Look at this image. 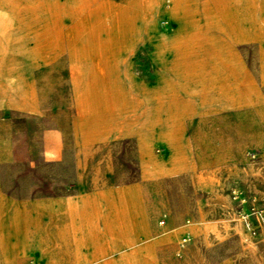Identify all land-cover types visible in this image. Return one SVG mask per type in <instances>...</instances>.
<instances>
[{
	"label": "rangeland",
	"instance_id": "rangeland-1",
	"mask_svg": "<svg viewBox=\"0 0 264 264\" xmlns=\"http://www.w3.org/2000/svg\"><path fill=\"white\" fill-rule=\"evenodd\" d=\"M263 37L264 0H0V264H264Z\"/></svg>",
	"mask_w": 264,
	"mask_h": 264
},
{
	"label": "crops",
	"instance_id": "crops-1",
	"mask_svg": "<svg viewBox=\"0 0 264 264\" xmlns=\"http://www.w3.org/2000/svg\"><path fill=\"white\" fill-rule=\"evenodd\" d=\"M90 205V200L88 199H84L83 201H80L79 203L76 202H69L68 203V208H69V212H70V207L73 206L77 209H83L85 207H88ZM59 207H61L59 205ZM80 239H87V237L85 236V234H81ZM82 244V243H81ZM96 249L92 248L91 250L89 249H82V248H74L73 250L71 249V252L69 253L70 256L73 257V262L76 264H85L87 261V257L86 256H90V255H96Z\"/></svg>",
	"mask_w": 264,
	"mask_h": 264
},
{
	"label": "built area",
	"instance_id": "built-area-1",
	"mask_svg": "<svg viewBox=\"0 0 264 264\" xmlns=\"http://www.w3.org/2000/svg\"><path fill=\"white\" fill-rule=\"evenodd\" d=\"M189 240H190V236L188 234L185 237H183L180 244L181 248H184L185 245L189 242Z\"/></svg>",
	"mask_w": 264,
	"mask_h": 264
},
{
	"label": "bare ground",
	"instance_id": "bare-ground-1",
	"mask_svg": "<svg viewBox=\"0 0 264 264\" xmlns=\"http://www.w3.org/2000/svg\"><path fill=\"white\" fill-rule=\"evenodd\" d=\"M240 11V10H239ZM238 14V13H237ZM140 17V16H139ZM87 19V18H86ZM85 19V20H86ZM128 19V18H127ZM145 19V18H144ZM84 21V20H83ZM238 21V20H237ZM86 24H87V22H86ZM238 26V25H237ZM241 35V34H240ZM242 36V35H241ZM243 37V36H242ZM264 38V37H263ZM242 40V39H241ZM262 41V40H261ZM93 59V58H92ZM100 60V59H99ZM103 70V69H102ZM98 72V71H97ZM102 72V71H101ZM102 74V73H101ZM182 80V79H181ZM166 93V92H165ZM168 94V93H167ZM223 184V183H222ZM221 184V185H222ZM136 202V201H135ZM140 204L138 203V202H136V206H139Z\"/></svg>",
	"mask_w": 264,
	"mask_h": 264
}]
</instances>
